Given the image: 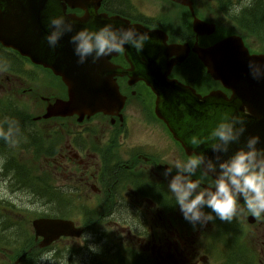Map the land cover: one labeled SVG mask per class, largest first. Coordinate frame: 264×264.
<instances>
[{
  "label": "flooded vegetation",
  "instance_id": "flooded-vegetation-1",
  "mask_svg": "<svg viewBox=\"0 0 264 264\" xmlns=\"http://www.w3.org/2000/svg\"><path fill=\"white\" fill-rule=\"evenodd\" d=\"M86 1L91 5L67 10L68 14H74L76 18L72 35L84 28L99 30L109 23L105 21L106 15L113 17L111 24L116 23L117 28L122 27L120 25L122 20H128L141 32L143 28L146 31H161L166 36L165 38L163 35L164 43L167 46H175L171 52L169 51V63L186 56L185 51L179 46H190L187 59L183 63L171 65L169 79H176L194 88L201 97L218 92L228 97L232 96V92L223 88L220 82L208 77L205 66L194 50L198 47L207 48L222 39L221 37L213 43L205 33L203 35L195 33L194 20L198 19L218 27L229 24L221 15L206 11L203 5L195 7L193 13L189 8L181 7L169 0ZM158 2H162L164 7L161 6L159 9ZM88 11L94 12L95 16L92 18L99 20L94 29L85 21V18L91 17ZM173 11L177 12L178 16ZM175 17L182 18L185 23L182 29L171 24L172 18ZM0 50L4 49L0 46ZM126 51L127 48L121 53L104 57L97 63H93L89 58L87 63L81 65L76 60L72 72L73 90L84 88L80 83L81 79L78 78L82 76L85 77L87 86H94L95 91L108 93L113 92L116 87L124 100L121 110L110 109L107 106L94 115L85 112L83 118L79 113L45 118L49 110L53 111L59 102L69 100L70 89L61 78L54 80L51 86H30L27 90V101L31 104L33 113L40 115L33 117L40 124L30 118H24L11 105L16 114L8 118L5 128L7 136L0 137V156L7 158L9 163L7 166L9 169L6 167L4 171L8 170V173H11L16 169H26L17 164L9 148L20 140H26L28 146L34 149L33 153L24 156L31 158V164L33 163L27 169H41L42 172L45 169H54V179L62 180L54 184L52 181L56 189L68 191L76 205H102L103 219L108 221L113 219L121 235L127 231L126 224L129 220L121 215L131 214L132 223L137 227L132 232L137 244L143 250L158 253L163 250L156 244L161 238L157 240L154 237L155 226L151 228L149 234L148 224L153 221L157 226L158 218L161 220L164 216L168 217V213L158 210V207L179 209L167 187L172 176L166 178L163 173L167 168H172V175H175L176 162L187 163L196 153H189L175 138L168 125L156 115V83L164 84L165 81L158 77L167 74L169 69L167 71L158 69L156 59L148 62L140 57L138 61L144 67L145 73L148 71V76L154 81V86L148 85L135 66L137 59L126 54ZM5 53L6 56L1 61L10 66L12 65L10 56L13 53L9 50ZM9 80V76L4 78L6 83H9ZM108 97L109 94L104 96L105 99ZM247 107L245 106L246 109ZM202 169L203 166L198 168L191 179L199 180L202 187H213L215 178L205 176ZM24 181H19L22 183V190H31L38 200L54 203L55 197L61 195L55 189L50 191L48 196L41 194L39 186L29 183L26 185ZM239 207L240 210L233 216L231 222L216 218L207 223H197L198 228L192 233L202 235L206 247L203 250L205 255H200L201 260L206 261L210 258L207 255L210 251L207 249L212 246L207 239L212 241L213 238L223 236L226 244L232 241L235 243L238 239L244 241L249 263L264 264V215L253 217L247 212L242 200ZM142 226L145 227L144 232H141ZM163 226L166 228L165 223ZM191 227L194 230L196 226L191 224ZM167 232L171 237L175 236L172 226ZM149 236L152 237V243L146 239ZM166 247L171 252L173 243L168 242ZM175 249L179 250L177 245Z\"/></svg>",
  "mask_w": 264,
  "mask_h": 264
},
{
  "label": "water",
  "instance_id": "water-1",
  "mask_svg": "<svg viewBox=\"0 0 264 264\" xmlns=\"http://www.w3.org/2000/svg\"><path fill=\"white\" fill-rule=\"evenodd\" d=\"M173 1L189 5L187 0ZM59 7L60 3L56 0H53L51 5H48V1L47 4L35 3L33 5L32 3H25L23 0L12 2L9 13L5 18H2L1 13L0 42L4 43L6 46H13L18 50L22 49L21 42L24 39L27 40L26 46L33 45L34 42L32 38L36 36L38 38V33L43 29H45L43 34L46 32V37L50 29V18L56 16ZM98 21L99 20H97L96 23ZM120 25L122 27L126 26L123 22L122 24L120 23ZM133 28L135 27L133 26ZM202 29L203 23L195 21V30L198 32ZM149 35L151 36V40L146 42L145 49L142 53L149 55L153 54L155 50L160 52L163 47L155 40V34L152 33V36L149 33ZM71 36L72 33H69L67 39L63 41V49H61V55H59V65H57V71H55V73L62 75L67 82H71L73 79L71 73L73 72V65L77 59L74 54H71L73 52V46L72 44L70 45L69 42ZM7 40L12 41V43H6ZM36 40L37 39H35V46ZM153 46L155 49L152 48ZM43 51L47 56L55 59V57L51 55L52 51L50 49L47 48L45 50L43 47ZM132 52H134V49H132ZM156 56L157 55L154 54L150 59L153 60ZM200 57L207 65L209 72L217 80H221L225 87L233 90L234 96L231 100L223 96L222 98L211 97L207 98L204 104H201L198 98L193 95L189 89L176 83H168L167 88L170 90L165 92L162 97L164 101L162 113L178 140L188 149L198 152L199 147L197 148L190 145V137L193 135L204 136V134H210L219 123L220 111L230 110L232 114L244 116L247 123V131L241 137L240 141L234 142L235 150L231 148V151L236 152L240 148L245 147L247 139L255 135L261 137L259 147L264 148V78L259 80L254 79L249 68L250 61H255L256 65L264 70V55H249L242 40L237 37H231L218 43L214 47L200 52ZM79 79L81 78L79 77ZM246 93L258 96V98L249 99L248 102H251L252 106L249 108V114H246L245 110L238 106L240 95ZM73 95V104L71 101L70 104L66 106L67 108H73L76 104V109L82 108L81 110H83L85 107L89 108L94 105L95 108H93V110H97L96 108L102 107L104 103L102 98L103 94L98 91H77L75 94L73 93ZM181 105L184 106L183 110H181ZM166 108L169 110V114L166 113ZM210 113L214 114L210 115ZM186 118H190V122H186ZM210 143L211 142L206 143V149L211 148ZM228 157H230L229 154ZM34 227L37 237L44 238L40 244L41 247L50 246L51 243L59 239L62 235L73 237L80 236V232L75 229L71 221L39 219L34 222Z\"/></svg>",
  "mask_w": 264,
  "mask_h": 264
},
{
  "label": "clouds",
  "instance_id": "clouds-1",
  "mask_svg": "<svg viewBox=\"0 0 264 264\" xmlns=\"http://www.w3.org/2000/svg\"><path fill=\"white\" fill-rule=\"evenodd\" d=\"M50 33L45 37L48 46L55 49L61 39L68 33L74 32V24L65 16L50 18ZM151 40L148 32H141L131 26L119 27L108 23L99 30L84 28L71 36L74 55L78 64H85L91 58L93 63L113 53H121L126 45L133 47L137 53L144 51L146 42ZM249 68L254 79L264 78L262 70L255 61H250ZM181 110L184 106L181 105ZM214 113H210L212 115ZM217 126L208 135H193L189 143L200 147L210 143L214 159L203 153L196 154L187 163L175 164L173 169L167 168L163 175L172 176L168 183V191L174 196L184 219L193 225L207 223L218 218L231 222L233 216L240 210L239 202L243 201L247 212L253 217L264 215V148L259 135L250 136L246 145L240 148L227 160L221 153H228L233 142L240 141L247 131L246 119L242 115L232 114L230 110L220 111ZM190 122V118H186ZM203 166L204 175H214V185L211 188L202 187L199 180H192L198 168ZM210 209L205 212L204 209ZM93 252L97 248L90 249ZM54 252L44 253L39 262L47 261L58 264L53 260Z\"/></svg>",
  "mask_w": 264,
  "mask_h": 264
},
{
  "label": "rangeland",
  "instance_id": "rangeland-1",
  "mask_svg": "<svg viewBox=\"0 0 264 264\" xmlns=\"http://www.w3.org/2000/svg\"><path fill=\"white\" fill-rule=\"evenodd\" d=\"M206 1L207 0H201L202 4H206ZM161 3L162 2L157 3L159 9L164 7ZM165 5L168 8V5L167 4H165ZM236 5H238V3H236ZM7 166H9L7 158L0 156V210L3 213L8 214L12 218V222L15 221L16 224L18 225L20 223V221L25 220V219L26 220L29 219L30 215H32L34 213H38V212L40 213L42 211L48 212L51 215H55L57 213V210L52 206V201L38 200L33 195L31 190H28V189L22 190L23 189L22 183L19 182V180H17L15 178V176H21V177H28L29 178V175H28L29 171L28 170L27 171H18V173L15 171L8 173V170H6V171L3 170V169H6ZM7 169H9V167H7ZM21 169H23V168H21ZM5 173H7V175H5ZM25 182H26V179L24 181V184L27 185L28 183H25ZM55 198L57 201L59 199V196H56ZM62 204H63V200H62V203L60 202V204L57 207L58 211H60ZM11 209H13L14 212H12ZM16 211H20V213L15 214ZM22 211H25V212L23 213ZM74 215H76V213ZM121 217L129 219L127 224H126L128 226L127 231L131 230L132 232H134L137 227H135L132 223V219H133L132 215L131 214H129V216L121 215ZM154 226L156 227V230L158 231L157 236L161 237L160 235H163V234L161 232L159 233L160 226H156L155 222H153V221L148 224V232L150 233L151 228ZM25 227L28 228L27 224L25 225ZM140 229H141V232L145 231V227H143V226ZM127 231L123 234L125 240H127L130 243H133L136 246H138L135 238H132ZM90 239L92 242L93 239L92 238H90ZM200 240L202 242V239H200ZM84 241L86 242V240H84ZM84 241L83 240L77 241L76 245L79 247V245H81V242L85 243ZM159 243L161 244V242H159ZM159 243H158V245H160ZM65 244L59 245L60 246V249H59L60 260H62V261L59 260L60 263H58V264H93L98 259L104 258V257H102V253L100 252L101 250H103V249L107 250V249H114L115 248L111 244H109L108 242H105V241L100 242V244L93 242L91 248L95 247L98 249V251L93 252L90 249H86L84 252L78 253V254L75 253L77 255L69 258V254L66 251ZM190 244H191L190 239H188L187 242L185 244H183V246L180 247V250H179L177 256L179 254H182V255H184V257H186L188 259L191 258L190 255H193V253L190 254V252L188 251ZM195 245L198 247V253L196 254L197 258L192 259L191 262L193 264H198L199 260H200V258H199L200 254L202 255V245L201 246L199 245V241L197 239L195 240ZM171 251L173 252L174 250L172 249ZM54 254L56 255V253H54ZM55 255L53 256V260H55ZM224 255L227 258L226 264H251L248 261L249 256L247 255L246 246H241V245H236V244H233L232 246H228L225 249ZM221 256L224 257L222 254V251H221ZM63 257H68V258L63 259ZM212 257H214V254L212 255ZM156 258L157 257L154 256L153 258H151V260L156 259ZM2 260H5V262L7 263V258H5L3 254H0V264H2L1 263ZM35 260H36V258H35ZM202 261H203V259H202ZM19 264H25V263L22 260V262ZM45 264H51V262L45 261ZM170 264H175V263H170ZM178 264H181V263H178ZM206 264H208V263H206Z\"/></svg>",
  "mask_w": 264,
  "mask_h": 264
},
{
  "label": "trees",
  "instance_id": "trees-1",
  "mask_svg": "<svg viewBox=\"0 0 264 264\" xmlns=\"http://www.w3.org/2000/svg\"><path fill=\"white\" fill-rule=\"evenodd\" d=\"M214 1L222 7L228 6L230 9L233 8L230 0H207L206 6L210 7L213 12L214 9L212 6L215 5ZM240 1L241 2H238V5L245 10L243 16L250 30L248 40H256L260 49L264 52V0ZM15 114L16 111L11 109V105L0 108V126L6 125L8 118L11 117V115L15 116ZM26 170L29 171V178L14 175L15 178L19 181H24L26 179L25 183L34 186H40L41 181L47 184L44 179L38 176L35 169H16L15 172L18 173V171ZM59 201H61V198L57 200V202ZM59 204L60 203L54 205L58 207ZM65 206L66 205H64V207ZM22 212L24 213L25 211ZM3 245H6L8 257L11 258L12 261L15 262L18 258L24 257L23 262L25 264H34L33 260L37 255V250L34 248L35 241L33 236H28L24 221H20L17 225L16 222H12V218L9 215L0 210V247ZM102 251L108 256V258L104 255V258L98 259L93 264H141L139 257L136 254L137 252H132L131 247H121L116 245L114 249Z\"/></svg>",
  "mask_w": 264,
  "mask_h": 264
},
{
  "label": "bare ground",
  "instance_id": "bare-ground-1",
  "mask_svg": "<svg viewBox=\"0 0 264 264\" xmlns=\"http://www.w3.org/2000/svg\"><path fill=\"white\" fill-rule=\"evenodd\" d=\"M7 1V0H6ZM59 198H61V201H59V203L60 202H62V200H63V194L61 193V195L59 196ZM57 201L55 200V202L54 203H52V206L57 210V213L55 214V215H57L58 213H59V211H58V209H57V206H55L54 204H58V202L56 203ZM100 222V221H99ZM104 250V249H103ZM107 250H109V249H107ZM101 253H102V257H104V255H105V253L101 250L100 251ZM78 254V253H77ZM77 254H75V255H77ZM75 255H71V257H74ZM106 256V255H105ZM70 256H69V258H71ZM64 258H68V257H63V259ZM106 258H108V256H106ZM137 259V258H136ZM74 260V259H73ZM60 261H62V260H60ZM139 261V260H138Z\"/></svg>",
  "mask_w": 264,
  "mask_h": 264
}]
</instances>
